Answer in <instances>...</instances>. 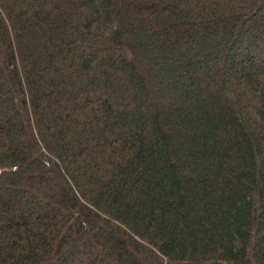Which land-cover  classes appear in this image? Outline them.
I'll return each mask as SVG.
<instances>
[{
  "label": "trees",
  "instance_id": "obj_1",
  "mask_svg": "<svg viewBox=\"0 0 264 264\" xmlns=\"http://www.w3.org/2000/svg\"><path fill=\"white\" fill-rule=\"evenodd\" d=\"M0 264H264V0H0Z\"/></svg>",
  "mask_w": 264,
  "mask_h": 264
}]
</instances>
